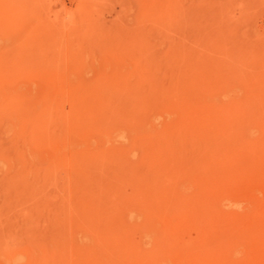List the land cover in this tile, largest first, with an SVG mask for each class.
<instances>
[{"label":"rangeland","instance_id":"obj_1","mask_svg":"<svg viewBox=\"0 0 264 264\" xmlns=\"http://www.w3.org/2000/svg\"><path fill=\"white\" fill-rule=\"evenodd\" d=\"M0 264H264V0H0Z\"/></svg>","mask_w":264,"mask_h":264},{"label":"bare ground","instance_id":"obj_2","mask_svg":"<svg viewBox=\"0 0 264 264\" xmlns=\"http://www.w3.org/2000/svg\"><path fill=\"white\" fill-rule=\"evenodd\" d=\"M156 10H158V9H156ZM153 11H154V10H153ZM148 12H149V11H148ZM163 15H164V14H163ZM176 22H177V21H176ZM176 25H177V24H176ZM173 46H174V45H173ZM99 84H100V82H99ZM104 84H106V83H104ZM107 85H108V84H107ZM103 86H105V85H103ZM117 86H118V85H117ZM100 87H102V86H99V88H100ZM107 87H109V86H107ZM96 88H97V87H96ZM109 88H110V87H109ZM109 88H108V90H110ZM91 89H92V88H91ZM93 89H94V88H93ZM83 90H84V88H83ZM92 91H93V90H92ZM106 91H107V90H106ZM76 92H77V90H76ZM98 92H99V91H98ZM111 92H113V91H111ZM59 93H60V92H59ZM66 93H67V92H66ZM105 93H106V92H105ZM105 93H103V94H105ZM109 93H110V92H109ZM60 94H61V93H60ZM60 94H59V95H60ZM62 94H63V93H62ZM80 94H81V93H80ZM73 95H74V94H73ZM78 95H79V92H78ZM101 95H102V93H101ZM115 95H117V94H115ZM81 96H82V95H81ZM102 96H104V95H102ZM59 97H60V96H59ZM63 98H64V97H63ZM65 98H66V94H65ZM88 98H89V97H88ZM101 98H102V97H101ZM106 98H107V97H106ZM115 98H116V96H115ZM119 98H120V95H119ZM119 98H118V99H119ZM61 99H62V98H61ZM74 99H75V98H74ZM85 99H86V98H85ZM85 99H84V100H85ZM93 99H94V98H93ZM97 99H98V98H97ZM97 99H96V100H93L94 103H95L97 106H101L103 102H101L100 100L98 101ZM99 99H100V98H99ZM104 99H105V98H104ZM113 99H114V98H112V100H113ZM67 100H68V99H67ZM67 100H66V101H67ZM71 100L73 101V99H71ZM84 100H83V102H84ZM86 100H87V99H86ZM114 100H115V99H114ZM72 101H71V102H72ZM75 101H76V100H75ZM45 102H46V101H45ZM50 102H51V101H50ZM61 102H62V101H61ZM64 102H65V99H64ZM105 102H107V101L105 100ZM115 102H116V101H115ZM79 103H80V102H79ZM92 103H93V102H92ZM109 103H110V102H109ZM116 103H118V102H116ZM72 104H73V103H72ZM74 104H75V103H74ZM64 105H65V104H64ZM76 105H78V104H75V106H76ZM116 105H117V104H116ZM41 106H42V105H41ZM44 106H45V105H44ZM52 106H53V105H52ZM71 106H72V105H71ZM86 106H87V104H86ZM90 106H91V105H90ZM42 107H43V106H42ZM69 107H70V106H69ZM76 107H77V106H76ZM80 107H81V106H80ZM93 107H94V106H93ZM93 107H92V108H93ZM101 107H102V106H101ZM40 108H41V107H40ZM44 108H45V107H44ZM62 108H63V106H62ZM88 108H90V107L88 106ZM92 108H91V109H92ZM104 108H105V105H104ZM71 109H73V108H71ZM86 109H87V108H86ZM86 109H85V111H86V113H87V110H88V109H87V110H86ZM91 109H90V110H91ZM93 109H94V108H93ZM93 109H92V110H93ZM105 109H106V108H105ZM51 110H52V109H51ZM61 110H62V109H61ZM101 110H102V108H101ZM103 111H104V110H103ZM105 111H106V110H105ZM105 111H104V113H106ZM39 112H40V110H39ZM46 112H47V111H46ZM48 112H49V110H48ZM54 112H55V111H54ZM63 112H64V111H63ZM67 112H69V111H67ZM79 112H80V110H79ZM82 112H84L83 109H82ZM92 112H93V111H92ZM99 112H100V110L98 111V115H99ZM70 113L72 114V111H71ZM70 113H69V115H70ZM86 113H85L84 115H86ZM40 114H41V113H40ZM43 114H44V113H43ZM50 114H51V113H50ZM50 114H49V117H50ZM61 114H63V113H61ZM76 114H77V113H76ZM41 115H42V114H41ZM47 115H48V114H47ZM72 115H73V114H72ZM72 115H71V116H72ZM77 115H78V118H79V114H77ZM107 115H108V114L106 113L105 116H107ZM42 116L44 117V115H42ZM49 117H47V118L50 119ZM63 117H64V115L62 116V118H63ZM69 117H70V116H69ZM86 117H87V116H86ZM90 117H91V116H90ZM41 118H42V117H41ZM55 118H58V117H55ZM70 118H71V117H70ZM84 118H85V117H84ZM102 118H103V117H102ZM48 119H47V121H48ZM53 119H54V118H53ZM60 119H61V118H60ZM38 120H41V119H38ZM44 120H45V119H44ZM68 120L70 121L71 119H68ZM98 120H99V119H98ZM42 122H43V121H42ZM42 122H41V125H43ZM65 122H67V119H66ZM77 122H80V120L77 121ZM77 122H76V124H78ZM38 123H39V122H38ZM44 123H45V122H44ZM80 123H81V122H80ZM83 123H84V122H82V124H83ZM88 123H89V121L87 122V124H88ZM47 124H48V123H47ZM47 124H46V126H48ZM70 124H71V122H70ZM68 125H69V124H68ZM79 125H80V124H79ZM36 126H37V125H36ZM39 126H40V125H39ZM44 126H45V125H43V127H44ZM83 126H84V124H83ZM104 126H105V125H104ZM40 127H41V126H40ZM66 127H67V126H66ZM71 127H72V126H70V129H71ZM79 127H80V126H79ZM79 127H78V128H79ZM37 128H39V127H37ZM72 128H74V126H73ZM81 128H82V125H81ZM44 129H45V128H44ZM46 129H47V128H46ZM46 129H45V130H46ZM39 130H40V129H39ZM39 130H38V131H39ZM42 130H43V128H42ZM73 130H74V129H72V131H73ZM79 130H80V129H79ZM79 130H78V131H79ZM102 130H103V129H102ZM34 131H35V130H34ZM72 131H71V132H72ZM74 131H75V130H74ZM76 131H77V130H76ZM44 132H46V131H44ZM66 132H67V131H66ZM68 132H69V131H68ZM34 133H35V132H34ZM41 133H42V132H41ZM36 134H37V133H36ZM43 135H44V134H43ZM33 137H34V135H33ZM35 137H36V136H35ZM38 137H39V136H38ZM36 138H37V137H36ZM42 139H43V138H42ZM168 142H169V141H168ZM164 143H165V142H164ZM177 143H178V142H177ZM171 144H172V143H171ZM174 144H175V143H174ZM180 144H181V143H180ZM180 144H179V145H180ZM162 145H163V144H162ZM165 145H166V144H165ZM172 145H173V144H172ZM166 146H167V145H166ZM170 146H171V145H170ZM161 147H162V146H161ZM182 147H183V146H182ZM165 148H166V147H165ZM167 148H168V147H167ZM169 148H170V147H169ZM172 148H173V147H172ZM181 149H182V148H181ZM185 150H186V149H185ZM158 157H159V156H158ZM161 157H162V156H161ZM162 159H163V158H162ZM163 160H164V159H163ZM240 163H241V161H240ZM249 163H250V162H249ZM231 165H232V164H231ZM237 165H238V163L235 165V167H236ZM54 166H55V165H54ZM58 166H59V165H56V167H58ZM59 167H61V165H60ZM88 167H89V166H87V168H88ZM83 168H84V167H83ZM213 168H214V167H213ZM239 168H240V166H239ZM239 168H238V169H239ZM54 169H55V168H54ZM57 169L59 170V168H57ZM89 169H90V168H89ZM47 170H48V169H47ZM49 170H51V169H49ZM52 170H53V169H52ZM58 170H57V171H58ZM212 170H213V169H212ZM212 170H211V172H212ZM54 171H55V170H54ZM57 171H55V172H57ZM85 171H86V169H85ZM220 171H221V170H220ZM50 172H51V171H50ZM232 172H233V171H232ZM232 172L230 171V173H232ZM45 173H46V172H45ZM82 173H84V172L82 171L81 174H82ZM87 173H88V172L85 173V176H86ZM207 173H208V172H207ZM235 173H236V172H235ZM51 174H52V172H51ZM76 174H77V173H76ZM215 174H218V173H215ZM215 174H214V175H215ZM49 175H50V174H49ZM82 175H83V179H84L85 176H84V174H82ZM212 175H213V174H212ZM230 175H231V174H230ZM45 176H46V178H47V174H46ZM80 176H81V175H80ZM207 176H208V175H207ZM215 176H216V175H215ZM74 177H75V176H74ZM81 177H82V176H81ZM219 177H220V176H219ZM223 177H224V176H223ZM227 177H228V176H227ZM206 178H207V177H206ZM228 178H229V177H228ZM66 180H67V179H66ZM68 180H69V179H68ZM73 181H74V180H72V182H73ZM203 181H204V180H203ZM68 182H69V181H68ZM254 182H255V181H254ZM78 183H79V182H78ZM78 183H76V184H78ZM199 183H200V181H199ZM201 183H202V182H201ZM204 183H205V182H204ZM204 183H203V184H204ZM73 184H74V182H73ZM64 185H66V184H64ZM67 185H68V184H67ZM210 185H211V184H210ZM244 185H245V184H244ZM74 187H75V186H74ZM74 190H75V189H74ZM68 192H69V189H68ZM71 192H72V191H71ZM73 192H74V191H73ZM70 195H71V194H70ZM146 205H147V204H146ZM150 205H151V204H150ZM202 207H203V206H202ZM157 208L159 209V207H157ZM189 214H190V213H189ZM187 217H188V215H187ZM251 229H252V228H251ZM259 235H260V234H259ZM253 237H254V236H253ZM246 240H247V239H246ZM251 240H252V239H251ZM254 240H255V239H254ZM242 242L244 243L243 240H242ZM247 242H248V241H247ZM252 244H253V243H252ZM255 245H256V243H255ZM247 246H248V245H247Z\"/></svg>","mask_w":264,"mask_h":264}]
</instances>
